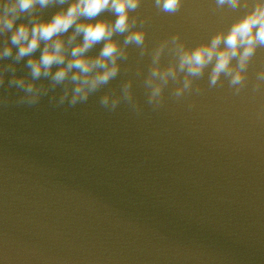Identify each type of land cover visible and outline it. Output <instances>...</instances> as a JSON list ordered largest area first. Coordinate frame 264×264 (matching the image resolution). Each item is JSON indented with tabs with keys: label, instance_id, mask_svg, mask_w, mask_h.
Returning a JSON list of instances; mask_svg holds the SVG:
<instances>
[{
	"label": "water",
	"instance_id": "1",
	"mask_svg": "<svg viewBox=\"0 0 264 264\" xmlns=\"http://www.w3.org/2000/svg\"><path fill=\"white\" fill-rule=\"evenodd\" d=\"M215 7L185 0L170 15L142 0L149 49L177 32L207 41L243 11ZM150 61L130 47L120 75L75 108L47 97L0 107V264H264V93L252 91L264 48L239 95L205 74L199 95L177 100L170 84L156 111L143 86ZM129 78L141 114L102 109L99 97Z\"/></svg>",
	"mask_w": 264,
	"mask_h": 264
},
{
	"label": "clouds",
	"instance_id": "2",
	"mask_svg": "<svg viewBox=\"0 0 264 264\" xmlns=\"http://www.w3.org/2000/svg\"><path fill=\"white\" fill-rule=\"evenodd\" d=\"M184 2L153 0L155 8L170 15L178 13ZM141 4L142 0H0V89L17 92L14 99L0 94V107L33 108L45 97L56 108L87 103L120 75L133 46L141 58H151L143 86L153 111L163 107L170 84L174 85L170 94L177 100L199 95L202 89L196 81L205 74L209 88L226 81L233 95L245 89L249 66L264 48V0H215L217 11L243 10L227 30L192 46L177 32L151 50L143 27L148 18L137 12ZM53 7L57 10L45 19V10ZM105 12L114 19L102 17ZM97 45H101L99 51L91 54ZM166 53L170 59L163 64ZM22 62L27 69L23 75L17 68ZM141 74L137 69L136 75ZM252 91L264 93V68L256 73ZM98 103L107 112H115L121 104L137 116L142 112L131 78L118 91H105Z\"/></svg>",
	"mask_w": 264,
	"mask_h": 264
}]
</instances>
